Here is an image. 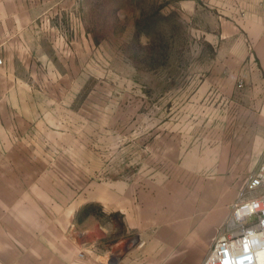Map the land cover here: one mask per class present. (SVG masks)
Listing matches in <instances>:
<instances>
[{"label": "rangeland", "instance_id": "374dc122", "mask_svg": "<svg viewBox=\"0 0 264 264\" xmlns=\"http://www.w3.org/2000/svg\"><path fill=\"white\" fill-rule=\"evenodd\" d=\"M35 1L0 42V225L202 264L264 162V64L250 39L243 63L219 55L237 0Z\"/></svg>", "mask_w": 264, "mask_h": 264}, {"label": "crops", "instance_id": "0c3cea01", "mask_svg": "<svg viewBox=\"0 0 264 264\" xmlns=\"http://www.w3.org/2000/svg\"><path fill=\"white\" fill-rule=\"evenodd\" d=\"M237 9L240 16L234 25H224L220 32L219 40L223 44L224 53L219 55L225 58L226 64H241L247 57L246 41L250 39L259 57L260 63L264 64V0H237ZM36 8L35 0H0V42L9 46L18 42L20 34L26 28L18 26L29 24L30 10ZM234 26V27H233ZM233 35V36H232ZM235 42V49L228 51V43ZM221 50V49H220ZM230 57L228 61L226 58ZM246 79L248 80L247 74ZM252 83L261 86L264 77H254ZM0 83V88H3ZM18 226L0 225V264H111L109 258L98 257H78L74 245L70 242V237L52 235L50 225L36 227L28 225L23 229L28 237L27 241H20L19 236H14V232H21ZM60 232V231H56ZM11 233V235H9ZM162 238V237H161ZM170 238L167 236L166 240ZM163 239V238H162ZM68 240L71 246L68 245ZM165 240V239H164ZM62 243L63 247L60 248ZM172 240H168L170 244ZM55 246V247H53ZM24 250V251H23ZM165 249L161 250V253ZM131 259L120 258L118 264H130Z\"/></svg>", "mask_w": 264, "mask_h": 264}, {"label": "built area", "instance_id": "2783aa9c", "mask_svg": "<svg viewBox=\"0 0 264 264\" xmlns=\"http://www.w3.org/2000/svg\"><path fill=\"white\" fill-rule=\"evenodd\" d=\"M226 226L202 264H264V162L246 181Z\"/></svg>", "mask_w": 264, "mask_h": 264}, {"label": "water", "instance_id": "95a60500", "mask_svg": "<svg viewBox=\"0 0 264 264\" xmlns=\"http://www.w3.org/2000/svg\"><path fill=\"white\" fill-rule=\"evenodd\" d=\"M115 262H111V264H114Z\"/></svg>", "mask_w": 264, "mask_h": 264}]
</instances>
